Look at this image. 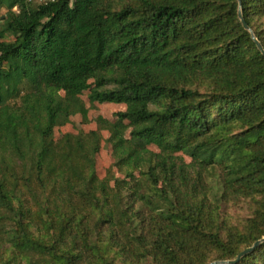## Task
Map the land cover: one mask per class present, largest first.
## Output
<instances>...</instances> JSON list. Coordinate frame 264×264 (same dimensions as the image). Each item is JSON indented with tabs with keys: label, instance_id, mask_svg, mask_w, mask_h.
Listing matches in <instances>:
<instances>
[{
	"label": "trees",
	"instance_id": "trees-1",
	"mask_svg": "<svg viewBox=\"0 0 264 264\" xmlns=\"http://www.w3.org/2000/svg\"><path fill=\"white\" fill-rule=\"evenodd\" d=\"M31 3L0 0V264H209L264 237V56L237 0ZM240 10L264 50V0ZM85 92L125 109L56 139Z\"/></svg>",
	"mask_w": 264,
	"mask_h": 264
},
{
	"label": "rangeland",
	"instance_id": "rangeland-1",
	"mask_svg": "<svg viewBox=\"0 0 264 264\" xmlns=\"http://www.w3.org/2000/svg\"><path fill=\"white\" fill-rule=\"evenodd\" d=\"M36 7L35 3H31L29 8L33 9ZM14 10H16L14 8ZM6 13V9L4 7H0V28L2 25V20L4 19V15ZM5 40L10 41L12 37H7ZM82 99L85 103L86 108L88 109L87 121L83 122L79 115H75L69 118V122L63 126L55 129V138L61 137L65 133L76 134L78 132L87 133L89 131L97 129L96 118L102 117L108 120L115 119V114L117 112L124 111L125 107L121 104H89L86 92L82 95ZM10 104L16 105L18 104V99L12 98L10 100ZM101 143H100V151L95 157V170L96 174L99 178H103L108 169H110L113 165V158L111 155L110 146L107 143V138L109 137V133L107 131L101 132ZM156 151L155 148H151ZM188 161V159H185ZM112 171H115L112 168ZM118 176V174H116ZM228 214L231 215V224L241 226L244 223L246 216L248 215V209L245 204H238L234 207H231L227 210ZM263 238V237H262Z\"/></svg>",
	"mask_w": 264,
	"mask_h": 264
},
{
	"label": "water",
	"instance_id": "water-1",
	"mask_svg": "<svg viewBox=\"0 0 264 264\" xmlns=\"http://www.w3.org/2000/svg\"><path fill=\"white\" fill-rule=\"evenodd\" d=\"M238 2V11H237V15H238V19L240 21L241 26L250 34V37L252 39V41L255 43L257 49L260 51V53L264 56V50L261 47V45L259 44V42L257 41V39L254 37L252 31L250 30V28L247 26L246 22L244 21L242 14H241V10H240V6H241V0H237ZM261 242H264V237L261 238L260 240L256 241L250 248L245 249L244 251H242L235 260H231V261H215V262H211L209 264H233L235 262H237L244 254L249 253L253 248H255L256 246H258Z\"/></svg>",
	"mask_w": 264,
	"mask_h": 264
},
{
	"label": "built area",
	"instance_id": "built-area-1",
	"mask_svg": "<svg viewBox=\"0 0 264 264\" xmlns=\"http://www.w3.org/2000/svg\"><path fill=\"white\" fill-rule=\"evenodd\" d=\"M56 0H29V2L35 3V4H48L55 2Z\"/></svg>",
	"mask_w": 264,
	"mask_h": 264
}]
</instances>
